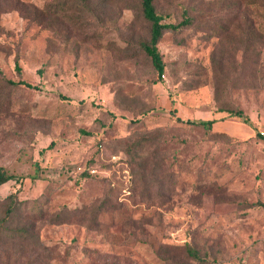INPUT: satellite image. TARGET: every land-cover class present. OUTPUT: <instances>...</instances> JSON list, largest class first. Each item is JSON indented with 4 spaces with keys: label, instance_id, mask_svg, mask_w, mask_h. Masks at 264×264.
<instances>
[{
    "label": "rangeland",
    "instance_id": "rangeland-1",
    "mask_svg": "<svg viewBox=\"0 0 264 264\" xmlns=\"http://www.w3.org/2000/svg\"><path fill=\"white\" fill-rule=\"evenodd\" d=\"M57 3L0 0V167L19 177L0 201L17 193L35 236L1 243L0 264H264V10L158 0L164 23L193 20L163 35L159 76L138 0L35 18Z\"/></svg>",
    "mask_w": 264,
    "mask_h": 264
},
{
    "label": "trees",
    "instance_id": "trees-1",
    "mask_svg": "<svg viewBox=\"0 0 264 264\" xmlns=\"http://www.w3.org/2000/svg\"><path fill=\"white\" fill-rule=\"evenodd\" d=\"M80 1V2H78ZM109 0H58V3L55 7H36L35 8V18L39 22H44L50 15H58L60 10L66 9L69 5L73 7L76 6L78 9H83L86 13H93L94 15L98 14L99 18L103 20V14L105 7ZM74 2H77L76 4ZM158 0H138L139 13L135 15V20L144 21L148 24V35L146 38H141L138 42L139 51L144 54L151 62L152 67L158 73L159 76H162L165 72V63L161 53L158 50V45L163 37V35L167 32L178 34L185 28H188L192 25L193 20L190 17L185 18L182 22L172 24V23H164L163 17L157 13L156 3ZM132 8V7H130ZM241 10H243L246 15L249 10L255 11L256 13L264 10V0H242V5L240 6ZM104 9V10H103ZM103 12L100 14V12ZM53 11V12H52ZM103 16V17H102ZM250 36H255L253 32L246 31L245 33V41L244 44L248 46ZM257 39V37L255 38ZM18 69V67H17ZM18 72L20 70L18 69ZM5 81V79H4ZM2 83L3 81L0 80ZM7 86H25L27 88H34L36 86L31 85L30 83L19 80H6ZM38 89V88H37ZM218 94V89H217ZM228 106V107H227ZM225 107H221L220 111L228 114L229 117L237 118L240 122L253 127L250 123V120L244 116L241 110H238L233 105H227ZM182 121L181 119H178ZM215 123L214 120L208 121H190L187 120L186 124L196 126L200 125L205 129L211 131L212 126ZM256 131L257 137H260L264 140L263 135H260L258 129L253 128ZM217 137H226L227 135L218 133L215 134ZM143 139V138H141ZM128 154L131 153L130 149H128ZM24 178V177H20ZM35 178V177H32ZM19 179L18 176L11 174L5 168L0 167V186L6 184L9 181ZM23 202L18 200L17 193H11L3 202L0 201V244L3 242H17V239H28L29 237H34V233H31V227L23 224L20 220L21 212H22ZM256 205L259 207H264V203L256 202ZM39 220L44 219V215L41 211L38 212ZM63 214L59 213L50 219L51 222L60 223L63 222ZM35 241V240H34ZM37 241V238H36ZM38 247H41L40 245ZM185 256L187 258H191L193 260L204 262V259L201 257L200 253L190 245H185L183 249Z\"/></svg>",
    "mask_w": 264,
    "mask_h": 264
}]
</instances>
